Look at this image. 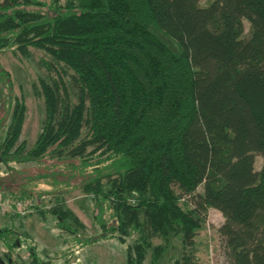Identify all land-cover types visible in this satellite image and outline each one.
<instances>
[{
  "label": "trees",
  "instance_id": "1",
  "mask_svg": "<svg viewBox=\"0 0 264 264\" xmlns=\"http://www.w3.org/2000/svg\"><path fill=\"white\" fill-rule=\"evenodd\" d=\"M30 48L46 54L41 132L20 140L26 107L0 67L1 192L51 193L64 243L115 240L124 264L149 250L158 264L171 234L192 248L214 208L227 264H264V0H0V52ZM37 182L52 187L27 189ZM57 186L90 196L96 234L78 231ZM15 264L52 263L31 248Z\"/></svg>",
  "mask_w": 264,
  "mask_h": 264
},
{
  "label": "rangeland",
  "instance_id": "2",
  "mask_svg": "<svg viewBox=\"0 0 264 264\" xmlns=\"http://www.w3.org/2000/svg\"><path fill=\"white\" fill-rule=\"evenodd\" d=\"M211 0H200L204 5ZM245 31H248L249 23L243 21ZM28 56L21 55L15 49H6L0 52V67L10 74L11 97L21 99L26 107L25 120L23 123L20 140L25 141L31 147L41 132L44 105L39 93L38 79L47 75L40 59L46 54L40 49L30 48ZM68 80V78H65ZM68 82V81H67ZM70 93L74 89L68 82ZM39 94H38V93ZM3 101V100H2ZM0 115H3V102L0 103ZM3 128H0V139ZM262 158L255 157V169H260ZM14 169H21L26 172L33 170L35 163L15 164L11 163ZM26 169V170H25ZM6 165L0 162V177L10 173ZM50 184L31 183L27 189L34 192L51 189ZM201 190V186L198 188ZM62 197L64 208L71 211L83 223L84 228H78L82 235L96 234L99 230L93 220V204L90 196L76 187H56V195ZM0 197L10 200H26L28 211L23 215L17 212L0 214V229L8 228L11 232L7 241L15 239L16 245L11 248L0 238V264H15L28 262L30 249L52 264H124L126 259V245L115 240L100 241L82 248H74L63 242L62 230L56 227V218L50 212L51 193L45 196L9 194L0 191ZM13 207V204H12ZM224 221L220 211L209 208L204 225L194 236L193 247H183L180 238L174 234L169 236V247L162 255L158 264H175V260L181 261L183 255L192 253L197 264H227L226 248L223 238L218 232V227ZM159 238L153 239V243H160ZM126 243H131L128 238ZM72 248H74L72 250ZM191 250V252H189ZM6 252H11L10 260L5 257ZM150 250L146 254L145 264H149ZM26 256L24 258L23 256Z\"/></svg>",
  "mask_w": 264,
  "mask_h": 264
},
{
  "label": "built area",
  "instance_id": "3",
  "mask_svg": "<svg viewBox=\"0 0 264 264\" xmlns=\"http://www.w3.org/2000/svg\"><path fill=\"white\" fill-rule=\"evenodd\" d=\"M28 207L29 205H27L26 200H21V199L10 200L8 198L0 197V214L9 213L11 211L23 215L26 211L29 210ZM23 257L26 258L27 255L26 256L24 255Z\"/></svg>",
  "mask_w": 264,
  "mask_h": 264
},
{
  "label": "flooded vegetation",
  "instance_id": "4",
  "mask_svg": "<svg viewBox=\"0 0 264 264\" xmlns=\"http://www.w3.org/2000/svg\"><path fill=\"white\" fill-rule=\"evenodd\" d=\"M29 258V257H28Z\"/></svg>",
  "mask_w": 264,
  "mask_h": 264
}]
</instances>
